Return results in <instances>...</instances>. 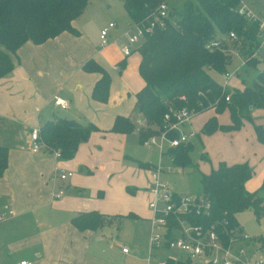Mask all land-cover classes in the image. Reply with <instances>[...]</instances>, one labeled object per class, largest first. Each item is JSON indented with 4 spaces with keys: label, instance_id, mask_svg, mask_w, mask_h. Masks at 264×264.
I'll use <instances>...</instances> for the list:
<instances>
[{
    "label": "crops",
    "instance_id": "obj_1",
    "mask_svg": "<svg viewBox=\"0 0 264 264\" xmlns=\"http://www.w3.org/2000/svg\"><path fill=\"white\" fill-rule=\"evenodd\" d=\"M257 2L254 6L253 1L242 0L241 7L260 21L264 16V0ZM119 23H114L115 29L109 30V42L104 47L100 46V33L106 28L105 24L92 19L72 23L78 36L65 32L40 45L27 42L12 56L13 70L0 79V146L9 151L8 167L0 176V216H3L0 220V264L21 261L110 264L102 236L103 231L114 225L96 232H79L71 225V220L82 213L133 214L135 219L150 225L151 171L145 166L156 165L126 153L128 147L135 148V144L140 143L138 133L144 125L127 135L111 132L116 117L131 118L135 95L144 85L138 72L137 47L140 43L132 48L130 56L124 57L121 52L126 44L124 34L132 33L133 26ZM260 54H264V38ZM90 60L110 77L105 104L91 99L92 89L100 76L82 70ZM230 80L226 90L229 91V87L237 90V83ZM54 98L68 102L69 107L54 106ZM225 113L216 116L219 124H229L228 118L221 120ZM213 115V112L201 114L187 126L203 144L207 157L205 170H209L204 174L220 162L235 165L251 161L261 170L264 144L257 140L254 126L264 129V111L253 110L252 121L244 122L238 131L201 135L203 125ZM55 118L83 125L90 123L99 131L78 147L72 160H58L54 150L48 148L33 153L31 132L39 131L45 122ZM128 138L131 139L129 143ZM261 158L263 160L258 161ZM124 161L131 162L134 167H128ZM57 173L72 174L64 182L67 191L60 199L56 198L61 188ZM245 187L249 189L247 183ZM141 196H144L149 214L137 204L126 211H118L121 201Z\"/></svg>",
    "mask_w": 264,
    "mask_h": 264
},
{
    "label": "trees",
    "instance_id": "obj_2",
    "mask_svg": "<svg viewBox=\"0 0 264 264\" xmlns=\"http://www.w3.org/2000/svg\"><path fill=\"white\" fill-rule=\"evenodd\" d=\"M133 25L146 26L155 15L163 0H119ZM90 0H0V79L14 68L12 56L25 43L40 45L62 33L78 36L72 23L84 12ZM242 0H197L187 1L182 9L164 29H155L146 34L137 47L140 56L138 72L144 85L135 95V109L143 119L144 127L138 137L143 141L164 130L163 118L169 110L186 108L194 117L213 112L203 125L200 134L210 136L216 132L238 131L244 122H251L253 110L264 111V69L243 90L229 92L223 83L214 80L210 73L221 77L228 74L232 53L228 45L245 67H256L262 38L259 20L239 14ZM264 20V16L262 17ZM234 34L235 39H230ZM221 42L218 49L207 50L213 41ZM232 52V51H231ZM123 67V64H120ZM82 70L100 76L91 92V99L105 104L109 97L110 77L94 61L86 62ZM229 97V102L225 98ZM227 112L229 124L218 123V115ZM257 140L264 144V129L254 126ZM135 130L129 118L116 117L112 133L127 135ZM99 129L93 124H80L73 120L55 118L45 122L39 129L40 139L46 148L60 152V160L74 158L78 147L87 142ZM177 139L178 133L170 135ZM193 144L168 149L166 156L174 168H192L190 153ZM9 151L0 146V176L8 167ZM202 160H206L203 154ZM156 166L146 165L153 170ZM253 175L247 163L228 165L220 162L208 174H200V196L207 198L211 205L208 218H190L193 224L207 227L211 223H223L218 229L221 238L229 235L222 230L240 228L237 215L251 210L255 219L264 218V202L257 192L246 190V183ZM264 189V180L261 184ZM126 217L136 218L129 214ZM122 216H106L95 212L82 213L71 220L79 232H96L107 225L117 229ZM223 241V240H222ZM223 241V242H224ZM253 244L255 243L252 239ZM172 264V263H170ZM180 264H190L189 262Z\"/></svg>",
    "mask_w": 264,
    "mask_h": 264
},
{
    "label": "built area",
    "instance_id": "obj_3",
    "mask_svg": "<svg viewBox=\"0 0 264 264\" xmlns=\"http://www.w3.org/2000/svg\"><path fill=\"white\" fill-rule=\"evenodd\" d=\"M169 9L167 1L163 0L156 9L152 20L143 25H133L132 33L124 34L126 44L123 45L121 52L124 57L131 55L132 48L142 40L146 34H151L155 29H164L168 23ZM239 14L247 18L254 19L245 12L242 7ZM260 37L264 38V20H260ZM109 29H115V24L110 23L100 33V46L104 47L109 42ZM230 39L234 40V34H230ZM221 42L213 41L207 46V50L218 49ZM264 58V54L262 56ZM119 67H116L118 69ZM235 74H225L223 76V87ZM229 102V97L225 98ZM54 106L67 109L68 102L60 98H54ZM194 118V113L182 108L180 110H169L163 118L164 130L157 135H153L143 141L144 147H155L158 150L160 158L166 156L168 149L175 148L180 144H186L196 138L194 132L188 131L187 126ZM144 125V123H142ZM178 133L177 139H171L170 135ZM31 151L37 153L41 148H46L40 139L39 131L33 130L30 135ZM54 157L60 159V152L54 150ZM171 163V159L166 156ZM151 184L149 194L151 202L149 210L150 219V250L149 258L146 264H180L189 262L190 264H264V258L255 255L257 250L253 248V241L247 235L243 234L239 228L222 231L229 235L227 240L221 238L218 229L223 228V223L214 222L204 227L193 224L190 218L203 217L208 218L211 211V205L207 198L200 195H177L169 186L164 183L160 176L162 169L156 167L150 170ZM169 172V170H168ZM72 174L57 173L56 179L61 183V188L57 194V199L63 196L66 182ZM3 216H0V220ZM224 242H223V241ZM168 251H175L183 254L184 258L167 257L164 260H157L156 255ZM123 254H128L126 248L122 249ZM16 264H30L25 261Z\"/></svg>",
    "mask_w": 264,
    "mask_h": 264
},
{
    "label": "rangeland",
    "instance_id": "obj_4",
    "mask_svg": "<svg viewBox=\"0 0 264 264\" xmlns=\"http://www.w3.org/2000/svg\"><path fill=\"white\" fill-rule=\"evenodd\" d=\"M166 1L168 9L172 15L171 20L176 18L175 14L182 9L183 5L187 1L193 3L197 2V0ZM247 1H250V3L253 1L252 5L254 6H257L258 4L257 0ZM88 19L101 20V22L105 24L104 27H107L109 23L117 24L119 23L118 20L121 21L119 23L121 25L127 24L129 27L133 26L123 9L122 3L119 0H90L84 12L76 20ZM141 42L142 41L139 40V43ZM228 48L232 51H229L232 53V57L228 72L230 74H235L231 79L232 83H237V90H243L244 88L251 87L252 82L257 74L264 69V60L259 59V63L256 67H244L241 58L235 54V49L233 50V48H231L229 45ZM210 75L217 82L221 83L223 80L220 75L214 72H211ZM229 92H234V90L229 87ZM131 115L130 119L134 123L135 129H138L140 126H142L143 119L135 108L133 110V114ZM224 116L225 117H222L221 120H226L227 118L229 119L227 113H225ZM204 119L205 116L202 117V120ZM198 135L200 136L199 133ZM129 138L128 143L131 140ZM198 138L199 137L197 136L195 139L190 141L193 144V150L190 153V159L193 164L192 168H174L166 156L160 158L158 150L155 147H144L140 143H136L135 148H132L134 146L128 147L126 153L128 155L136 156L142 161L151 162L159 166L162 169L160 176L161 180L166 183L169 188L177 195H199L200 174H204L209 170H205L206 166L204 164L207 162L201 159L205 152L203 144ZM262 160V158L258 159V161ZM124 164L128 167H134V165L128 161H124ZM249 164V167L253 170V175L247 182L249 189L247 188L246 190L250 193L257 192L258 196L264 202V189H261V183L263 181L264 175V163L261 167V170L258 169L256 163H252L250 161ZM66 191L67 190H65L64 193ZM133 204H137V206L140 207V210L144 207L146 212L148 211L149 214L144 196L138 197L137 199L130 197L128 200L121 201L118 206V211H126V209H131ZM127 215L129 214L124 216L122 215L117 229L111 226L108 227L107 231H103L102 240L105 238L104 247L107 249V260L110 264H146L147 258H149L150 254V225L141 219L137 220L134 218H128L126 217ZM237 222L242 233L255 240V243L252 245L253 248L257 250L255 255L264 258V218L257 221L251 210H245L237 215ZM122 248L128 249L129 253L123 254L121 252ZM175 256L184 258L183 254L177 253L175 251H168L157 254L155 259L161 261L164 260V258Z\"/></svg>",
    "mask_w": 264,
    "mask_h": 264
}]
</instances>
